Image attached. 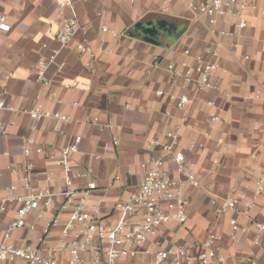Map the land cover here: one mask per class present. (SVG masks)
<instances>
[{
  "label": "crops",
  "instance_id": "1",
  "mask_svg": "<svg viewBox=\"0 0 264 264\" xmlns=\"http://www.w3.org/2000/svg\"><path fill=\"white\" fill-rule=\"evenodd\" d=\"M62 1L0 0V15L7 16L10 25L9 30H0V94L13 106V110H0V122L7 131L0 142V148L7 152L0 154V200L7 199L0 229L16 215L18 204L8 198L49 190L52 205L40 203L26 215V224L9 239L15 246H30L43 255H47L49 246L56 244L62 224L81 204V192L87 190L90 182L96 187L90 190L89 197L100 205L102 217L108 221L118 217L114 205L138 186L140 162L151 154L162 153L151 141L174 124L179 115L169 104V95L180 89L170 84L166 64L181 60L186 47L195 53L216 40L205 17L193 14L183 0H169L168 13L160 12L162 0H72L81 28L71 42L60 46L55 33L57 24L71 15L68 7L59 6ZM259 4L264 7V0H259ZM156 18L185 27L178 38L180 42L155 45L140 36L127 35L137 21ZM102 24L118 35L102 30ZM83 40L93 55L75 49V43ZM239 42L238 60L224 49L215 58L227 69V72L218 70L224 93L203 94L195 85L188 90L191 102L176 149L183 150L187 161L195 163L201 186L186 190L187 222L163 225L151 244L153 249L199 243L212 226L224 234L222 245L228 256L227 264L232 261L250 264L251 259L264 264V235L260 244L253 242L254 231L232 241L227 235L230 229L227 220L235 214L216 213L221 198L232 187L251 179L250 170L255 164L250 158L251 146L264 137L263 128L252 129L255 121L264 124V98L255 97L256 88L264 85V15L249 19ZM53 54L55 57L50 61ZM245 55L249 58L243 59ZM40 62L45 64L43 81L38 80ZM157 90H162L163 95H155ZM211 96L226 116L215 129L209 127L208 121L211 108L207 100ZM31 108L64 113L69 120L53 117L36 120L26 111ZM168 108L174 117L164 114ZM75 136L80 137V142L78 150L70 154L72 169L90 171L73 178L77 193L67 202L58 150L70 145ZM114 136L118 138L117 145L110 144ZM29 137L33 138V144L28 145L32 149L28 158L33 169L30 187L25 188L19 174L8 166L19 168L23 164V149ZM219 138L225 142L222 154L218 153ZM190 141L201 146L188 152L186 146ZM38 147L41 151L35 150ZM215 160L220 163L215 164ZM165 168L172 178L178 176L175 163L167 160ZM253 212L263 218L264 202L259 201ZM55 214L60 223L53 229L48 244L42 245L45 221ZM238 218L241 223L247 222L242 216ZM51 254L60 260L67 257L65 251L54 250ZM152 257L139 253L121 264H144Z\"/></svg>",
  "mask_w": 264,
  "mask_h": 264
},
{
  "label": "built area",
  "instance_id": "2",
  "mask_svg": "<svg viewBox=\"0 0 264 264\" xmlns=\"http://www.w3.org/2000/svg\"><path fill=\"white\" fill-rule=\"evenodd\" d=\"M183 4L193 14L205 17L216 40L195 53L190 47H186L182 51L181 60L166 64L170 74V84L180 89L179 92L169 95V104L178 110L179 115L174 124L151 141V144L160 147L162 153L151 154L140 162L141 179L138 186L130 191L126 198L114 205V211L117 212L118 217L110 221L102 217L100 205L92 202L89 197L90 190L96 187L94 182H90L87 190L81 192V204L73 209L69 220L62 224L56 244L49 246L47 255H43L38 249L30 246H15L9 242V239L16 229L26 224V215L37 209L40 203L44 206L52 205V194L49 190H45L13 196L8 200H14L18 206L14 219L0 229L2 234L0 264H121L123 260L135 258L139 253L153 255L152 259L144 264H227L228 256L222 245L224 234L217 232L212 226L207 228L203 240L199 243L186 242L160 249H153L151 244L163 225L170 223L183 225L187 222L186 190L188 187L201 186L195 163L188 162L184 151L176 149L187 118V106L191 102L188 90L195 85L198 92L207 95L225 92L218 70L227 72V69L215 58L219 56L220 50L224 49L238 60L236 50L240 46L239 41L244 35L249 19L258 14L264 15V7L259 4V0H183ZM59 6L68 7L71 10V15L64 16L57 24L55 31L60 46H65L72 41L81 25L72 0H63ZM169 10V0H162L160 12L168 13ZM9 28L7 16L0 15V30H9ZM101 29L112 36L118 35V32L105 24L101 25ZM227 38L230 41H227ZM75 49L81 54L93 55L91 47L84 40L77 41ZM99 49L102 50V48ZM54 57L55 54L51 55L49 60H53ZM248 58V55L243 57V59ZM155 64H159L158 59L155 60ZM40 67L38 80L43 81L45 64L40 62ZM60 70L58 68V71ZM10 75L11 73H8L7 77ZM163 93L162 90L155 91L157 96ZM255 97L264 98V85L256 88ZM72 104L76 105L77 102ZM207 104L211 108L208 112L209 127L215 129L218 123L226 120V116L218 110L214 96L207 100ZM2 109L13 110V106L8 105L3 94H0V110ZM26 111L36 120L49 117L69 120L67 114L60 112L40 108H31ZM164 114L174 117L169 108L164 111ZM262 128L264 129V124L261 121H255L252 125L253 130ZM6 132L5 126L0 122V142ZM79 142L80 137L75 136L70 145L58 150L67 202L77 193L73 189V178L84 176L90 171L88 168L84 172L72 169L70 154L78 150ZM217 143L220 146L218 153L222 154L225 142L219 138ZM26 144L23 149V164L19 168L11 166L8 168L18 173L19 180L25 188H29L33 164L28 158L32 152L28 145L33 144V138H26ZM110 144L117 145L118 138L114 136ZM197 145L201 146L197 142L190 141L186 151H193ZM35 150L41 151V147ZM6 153L0 148V154ZM250 158L255 162L250 170L251 179L232 187L221 198L216 213L221 216L229 212L235 214L227 220L230 227L227 235L230 240L236 241L242 234L254 231L253 242L260 244L264 235V217L259 218L253 210L259 201L264 202V137L261 136L252 144ZM167 160L175 163L178 174L176 178H172L165 168ZM219 163L215 160V164ZM6 200H0V216L6 210ZM62 207H66V204ZM239 216L246 218L247 222L241 223ZM59 223L60 220L56 214L46 219L40 238L42 245L48 244L53 229ZM30 227L32 228L33 225ZM54 250L65 251L66 259L60 260L53 256L51 253ZM250 262V264H256L254 259ZM230 264H236V262L232 261Z\"/></svg>",
  "mask_w": 264,
  "mask_h": 264
},
{
  "label": "water",
  "instance_id": "3",
  "mask_svg": "<svg viewBox=\"0 0 264 264\" xmlns=\"http://www.w3.org/2000/svg\"><path fill=\"white\" fill-rule=\"evenodd\" d=\"M184 31L185 27L179 29V25L174 21L156 18L154 20L137 21L133 24V28L127 31V35L140 36L146 42L160 45L165 42L173 43ZM161 32L166 36L163 40L161 39Z\"/></svg>",
  "mask_w": 264,
  "mask_h": 264
},
{
  "label": "rangeland",
  "instance_id": "4",
  "mask_svg": "<svg viewBox=\"0 0 264 264\" xmlns=\"http://www.w3.org/2000/svg\"><path fill=\"white\" fill-rule=\"evenodd\" d=\"M181 28H182V26L179 25V29H181ZM165 37H166V36H164V38H165ZM178 41L180 42V39H179V40H178V39H177V40H174L173 43L178 42Z\"/></svg>",
  "mask_w": 264,
  "mask_h": 264
},
{
  "label": "flooded vegetation",
  "instance_id": "5",
  "mask_svg": "<svg viewBox=\"0 0 264 264\" xmlns=\"http://www.w3.org/2000/svg\"><path fill=\"white\" fill-rule=\"evenodd\" d=\"M160 35L162 36V35H164V34L161 32Z\"/></svg>",
  "mask_w": 264,
  "mask_h": 264
}]
</instances>
